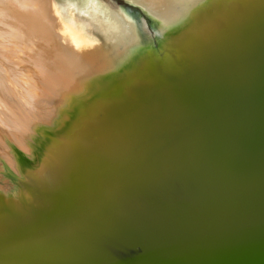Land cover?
<instances>
[{"label":"bare ground","instance_id":"bare-ground-1","mask_svg":"<svg viewBox=\"0 0 264 264\" xmlns=\"http://www.w3.org/2000/svg\"><path fill=\"white\" fill-rule=\"evenodd\" d=\"M108 1L85 13L72 0H0V57L15 66L0 64V264L100 224L215 125L253 135L185 189L150 196L100 264H264V108L241 101L264 76V0ZM155 41L185 73L214 42L226 60L251 50L171 112L180 82L155 62Z\"/></svg>","mask_w":264,"mask_h":264},{"label":"water","instance_id":"water-1","mask_svg":"<svg viewBox=\"0 0 264 264\" xmlns=\"http://www.w3.org/2000/svg\"><path fill=\"white\" fill-rule=\"evenodd\" d=\"M246 20L243 19L237 25L238 27H234L226 37L231 36V34L238 37L245 27L252 23ZM242 23L244 25H241ZM227 29L225 28V30ZM218 43L214 42L210 47V51L203 53L202 57L204 61L202 59L200 63L197 62L195 65H192L187 73L181 74L180 84L175 89V95L173 94L174 101L172 100L167 103L168 107L171 106V112L177 111L183 104H191L194 98L200 94L203 85L209 77L218 73L226 64L239 65L236 63L240 62L244 54L248 55V52L251 50L248 49L243 52L242 49L243 53L241 52L240 56L235 53L236 55L226 60V57L219 55L226 48V44L217 47ZM234 57L237 58L234 60ZM263 79L264 76L257 78V82L253 86L255 89L251 88L250 94L247 97L243 96L241 100L242 104L245 107L247 106L248 109H256L262 106V109L257 110L259 114L264 108ZM226 117L227 115L222 114L218 117V120H226ZM217 126L215 125L213 130L209 131V134H204L200 142H196L189 149L185 150L171 168L157 174V176L150 180L149 185L140 189L134 195L133 200L127 203V206L119 205V207L117 205L113 209L115 212L98 225L93 222L84 223L71 236H68V234L64 235L61 239L59 238L44 250L40 258L35 257L28 264H84L91 262L93 264H100L113 251L121 248V245L127 238L126 226L122 225L134 222L140 216V213L152 204L155 198L153 199L150 196L159 194V189H163L164 192L173 187L176 189L175 192L185 189L195 181L200 171L204 170V167L207 165L225 164L227 159L234 154V150L242 146L245 141L251 139L253 135L242 134L243 132H239L241 134H229L226 130H217ZM166 201L165 199L164 203ZM111 222H115L116 224L109 227ZM18 234L20 233H16L15 235L17 236Z\"/></svg>","mask_w":264,"mask_h":264},{"label":"rangeland","instance_id":"rangeland-1","mask_svg":"<svg viewBox=\"0 0 264 264\" xmlns=\"http://www.w3.org/2000/svg\"><path fill=\"white\" fill-rule=\"evenodd\" d=\"M106 1H108V0H106ZM55 2L57 5H59L61 7V4L64 3V0H55ZM72 2L76 5V7L80 11L85 12V13L89 11L90 5H95L97 8L100 7V0H72ZM108 2L111 3L115 7H119L121 5H127L128 4V2L126 0H109ZM60 10L63 11L61 13H62V15H64L63 17L65 18V20L71 19L69 12L65 11L62 8H60ZM145 16L142 14V20H143L141 22L142 27H143V29L145 28L146 31L150 32V26H149L150 18H148V16H146V17ZM151 50L153 52V58H154L155 62L166 73V75L168 77H170L171 79H173V80L175 79V81L180 82L181 81L180 76H181V74H185V72L182 71V69L175 67L171 63V54L166 49V46L163 43H160L159 41H155V43H153L151 45ZM0 64H2L1 66H4L5 69L8 68V70L12 67H15V66H12L11 63L9 64L8 62H6L2 57H0ZM174 68H176V69H174ZM213 91H215V90H213ZM218 94L219 93H217V92H213L211 95L208 94L205 96L207 103L208 104L212 103L211 105L214 108L216 107L214 104H216V102H217V99H218L217 95ZM235 95H238L237 91H235ZM239 95H240V93H239Z\"/></svg>","mask_w":264,"mask_h":264}]
</instances>
